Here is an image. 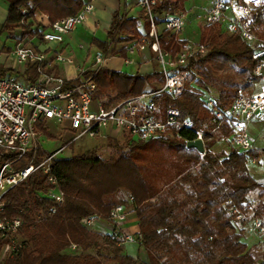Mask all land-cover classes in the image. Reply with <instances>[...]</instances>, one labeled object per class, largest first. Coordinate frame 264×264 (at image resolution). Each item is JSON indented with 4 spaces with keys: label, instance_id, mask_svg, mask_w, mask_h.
Wrapping results in <instances>:
<instances>
[{
    "label": "trees",
    "instance_id": "obj_1",
    "mask_svg": "<svg viewBox=\"0 0 264 264\" xmlns=\"http://www.w3.org/2000/svg\"><path fill=\"white\" fill-rule=\"evenodd\" d=\"M7 1V17L0 33L8 32L11 36L19 29L20 35L14 37L19 42L33 32L31 26L38 11L53 22L77 13L87 0ZM186 1L155 0L151 8L161 22L176 10H185ZM141 19L145 21L148 35L150 20L144 9L138 16L116 10L107 39L93 37L91 44L104 53L114 45L112 54L120 53L126 58L127 49H116V46L120 42L141 39ZM28 20L31 21L27 26L21 23ZM254 24L257 34L264 39V8L256 10ZM224 32L225 28L218 24L203 27L200 41L209 47V53L190 60L187 67L191 76L178 97H172L157 85L165 81L159 70L129 74L100 66L78 75L77 78L92 76L97 85L94 96L107 99L105 105L146 89L157 91L154 99L163 113L170 106L177 107L181 120L188 118L194 129L206 132V155L202 158L197 148L186 147V140L196 136L194 130L172 127L168 135L129 140L128 151L119 148L120 152L109 159L99 156L96 150L58 157L51 169L64 193L63 203L58 204L38 193L51 186L41 172L33 173L5 196L2 216L21 217L24 220L21 234L27 241L5 264H107L106 261L113 264H255L227 207L231 201L243 212L250 191L262 187L260 195H264L262 183L248 166V159L258 157L259 152L235 148L230 153L213 152L212 147L231 130L223 127L214 131L213 114L203 96L210 94L211 85L220 82L216 104L225 109L240 96L241 89L248 90L260 77L254 74L253 46L237 33L225 35ZM159 41L163 48L176 54L186 39L163 29ZM8 50L6 46L2 49ZM14 70L0 62L1 75ZM228 70L236 71L242 80H220L219 74ZM25 72L32 82L38 78L33 64H28ZM110 140L111 144L119 146L116 140ZM237 156L240 161L234 163ZM6 158V154L0 153V166ZM123 189L132 196L131 210L136 213L141 235L137 244L145 250L146 261L127 254L124 244H120L112 232H99L82 223L90 216L107 219L115 206L126 205L125 199L118 197ZM255 216H264V204L257 205ZM72 244L83 252L69 254ZM2 245L0 237V250Z\"/></svg>",
    "mask_w": 264,
    "mask_h": 264
},
{
    "label": "built area",
    "instance_id": "obj_2",
    "mask_svg": "<svg viewBox=\"0 0 264 264\" xmlns=\"http://www.w3.org/2000/svg\"><path fill=\"white\" fill-rule=\"evenodd\" d=\"M95 2L96 0H87L77 13L53 22L46 14L36 16L31 26L33 32L17 41L8 51H2L6 45L0 42V58L12 61V66L33 64L38 72V78L34 82L0 74V153L7 155L0 166V237L3 240L0 264H5L27 245L26 238L21 234L24 220L21 217L2 216L6 194L33 173L41 172L51 186L46 190H39L38 193L58 204L63 203L64 193L57 177L52 173V163L63 156L65 150L78 139L85 136L95 137L107 130L111 137L121 136L131 141L149 140L171 134L172 127H186L194 130L196 134L193 139L186 140V147L190 148L187 145L189 141L199 139L202 141L203 151L198 152L202 158L206 155V132L194 129L188 118L181 120L177 107L170 106L163 113L154 99L157 91L146 89L140 94L105 105L107 99L94 96L97 85L92 76L81 75L77 78L87 70L106 66L108 59L113 56L112 51H97L92 59V66L80 69L74 76L49 70L58 63L75 65L74 56L65 55V50L41 49L32 45V42L35 39L45 45L64 42L66 35L74 32L95 12ZM154 2L155 0H138L141 8L148 14L150 30L141 39L142 42L129 46L128 51L134 52L137 44L142 50L149 46L156 54L160 72L165 79L159 85L160 89L172 97H178L183 93L191 76V70L187 67L190 60L204 57L208 49L200 39L191 38L186 39L176 54L163 48L159 41L161 31L169 29L179 37L186 24L188 12L177 10L160 22L159 16L151 8ZM259 8H264V0H211L205 8L203 20L207 25L223 26L230 34H239L247 44L253 46L252 57L256 60L254 74L262 78L264 39L257 34L254 24V16ZM30 21L21 23L27 26ZM130 62L132 61L129 58L126 59L127 64ZM5 66L9 67V64ZM203 98L206 107L213 114L216 124L214 131L223 127L231 130L229 135H222L221 141L243 152L258 150L259 155L253 157V161L264 163V87L249 95L238 96L225 109L217 106L215 96L206 93ZM50 124L60 128L61 132L70 133V138L58 150L48 153L44 150L40 137ZM257 140L262 145L256 144ZM227 210L228 215L234 219L244 216L231 201ZM128 213V207L119 204L111 210L107 218L112 224L111 232L120 244L138 243L141 237L140 234L133 235L123 230L122 224L127 221ZM97 220L99 219L95 216H90L84 218L82 223L93 228ZM252 226L259 234L264 235V218L253 217ZM70 248L76 250L78 246L72 244Z\"/></svg>",
    "mask_w": 264,
    "mask_h": 264
},
{
    "label": "rangeland",
    "instance_id": "obj_3",
    "mask_svg": "<svg viewBox=\"0 0 264 264\" xmlns=\"http://www.w3.org/2000/svg\"><path fill=\"white\" fill-rule=\"evenodd\" d=\"M205 1V0H190L189 4H194L196 6V4H200ZM97 2V1H96ZM137 2V6L141 7L138 3V0H136ZM132 4V2H130ZM199 5V6H200ZM128 6V5H126ZM132 6V5H131ZM139 7H135V10L133 11L132 15L133 16H138L142 10V8ZM177 11V10H176ZM195 13H197V11L195 10ZM6 12H4V15L2 17V20L0 19V28L2 27L5 19H6ZM200 17V16H199ZM204 17V16H203ZM141 24H140V30H145V21L144 19L140 20ZM189 23H187V25L184 27V33L181 36L184 39H189L193 38V40H199V35L197 34L199 32L198 28H195V26L193 25L194 29L192 28V30H197V32L193 35H191L187 28H189V24H190V20L188 21ZM199 25L200 27L203 29V27L206 25L204 20H200L199 21ZM83 24L81 26L78 27V30H75L74 32H72L71 34L66 35V42H67V50L64 52L65 55H70V56H74L75 58V65H71L73 70L72 72L74 73H70L69 76H74L75 74H78L80 72V69L82 68H89L92 66V59L94 57V55L96 54L97 51H99V49L97 48L96 45H91L92 39L93 37L98 38L99 40H106L107 39V33L105 30V28L99 27L96 31V33L92 34V33H88L86 30H82ZM162 28V27H161ZM259 29H262L261 27H259ZM191 30V31H192ZM225 35H229L228 32H224ZM20 35V30L17 29L15 30V32L13 33V35H9L8 32H2L0 33V42L2 44H5L6 47L10 48L12 47L14 44H16L17 39H15L14 37L19 36ZM32 45L35 46V40L32 42ZM64 45V44H63ZM61 45V46H63ZM127 45H131L130 43H128ZM123 44L120 43L118 44L117 47H122ZM137 47V45H135ZM207 46V45H206ZM65 47V46H64ZM60 48V47H59ZM114 46L111 47V50L109 51V53L113 50ZM208 52L209 53V47L207 46ZM206 54V55H207ZM205 55V56H206ZM204 56V57H205ZM130 61H133L134 59V64H130L132 62H130V65H125L123 67V71L127 72L129 74H134L137 72L143 73L145 71H147L145 68H143L141 71L138 70V63L140 62L137 54L133 55L132 53L129 56ZM153 60L156 62L154 63L157 67H158V62H157V58H156V54H153ZM3 60V58H0V62ZM109 63L110 65L112 63H114L115 59H113V57L109 58ZM5 64H10V65H14V63L12 61L9 60H5ZM19 66V64H18ZM112 67V66H110ZM159 68V67H158ZM65 70L67 71L68 69L65 67ZM149 71V70H148ZM145 73H151V71L149 72H145ZM220 80H226L228 82H232V81H237L240 82L242 80V78L237 74L236 71L234 70H228L226 72L220 73L219 77ZM25 79V78H24ZM220 84V82H218L216 85H211L210 88V94L213 96H217L218 95V85ZM264 87V76L261 78H259L255 83H251L250 87L248 90L246 89H241L240 90V94L239 95H249L251 94V92H255L258 90H261ZM70 138V133L68 132H61L60 128H57V126H55L54 124H50L49 128H46L44 130V134H42V136L40 137L42 144H43V148L46 152L50 153L53 151L58 150L60 147H62ZM110 138H113L114 140H116L119 144V146H114L113 144H111V140ZM128 143L129 140L119 136V137H111V135L107 132V130H104L103 133L101 135L95 136V137H82L80 139H78L76 142H74L67 150H65V153L63 154V156L65 157H69L72 154H80V153H85V152H89L92 150H96L97 154L99 156H101L102 158H106L109 159L111 158V156L113 155H117L120 151V149H123L124 151H128ZM256 144H260L262 145V142L260 140L256 141ZM233 148L230 146L229 143H224L221 140H219L213 147L212 150L213 152H220V151H225L227 153H230L231 150ZM234 163H238L240 161V157L237 156L233 159ZM248 166L251 170V173L253 174V176L260 182L262 183L263 187H264V163L262 161H253V158H249L248 159ZM262 191V187H259L255 190H252L248 193L247 195V202L245 203V209L243 210V217L240 219H233V221L235 222L236 225V229L238 231L242 232V240L244 242L247 243L248 245V249L250 251V253L253 255L254 259H255V264H264V235L259 234L252 226V221H253V217L255 216V210L256 207L259 203L264 204V195H260V192ZM118 197L120 198H124L126 201V205L128 206V211L129 213L131 212L132 209V196L131 194L126 191V190H121V192L118 194ZM128 213V216H129ZM264 218V216L262 217ZM107 220V219H106ZM112 225V224H111ZM93 229V228H91ZM94 229L96 230H101L102 227L100 226V221H96L94 224ZM103 230V229H102ZM133 234V233H131ZM136 235V234H133ZM124 247L127 251L128 254H133L135 257L138 253V247L136 244L134 243H128V244H124ZM81 252H83L82 248H77L76 250H72V249H68V253L69 254H80ZM140 255L142 259H144L145 261L147 260V254L145 252V250L143 249V247L141 248L140 251ZM107 264H113V261H106Z\"/></svg>",
    "mask_w": 264,
    "mask_h": 264
},
{
    "label": "crops",
    "instance_id": "obj_4",
    "mask_svg": "<svg viewBox=\"0 0 264 264\" xmlns=\"http://www.w3.org/2000/svg\"><path fill=\"white\" fill-rule=\"evenodd\" d=\"M96 1L97 2H95L96 3L95 12L91 16H89V18L86 20V22L83 24V26L81 28L82 30H86L88 33L90 32L92 34L96 33L97 29L99 27H102V26H103V28H105V30L108 31V29H109V27L111 25V22H112V15H113V13L116 10H120L121 12H124V11L128 12L129 16H133L132 13L135 10V7H139V6H137L136 0H129L128 2H126V4L122 0H96ZM189 1L190 0L186 1V6H185V10L188 12V18H187L185 26L187 25V23H189L188 21L190 20V24H189L190 27L187 28L188 32L191 35H193V34H195L197 32V30H192V28L194 29V27H193V25H194L195 28L199 29V32L197 34L199 35L198 39H200L202 28L199 25L200 24L199 21L203 19L205 8L210 4L211 0H205V1H203L201 3V5L200 4H196V6L194 4H189ZM130 2H132V4ZM8 4L9 3H8L7 0H0V19L1 20H2V17L4 15V12H6V14H7ZM126 5H128V6H126ZM139 8H141V7H139ZM195 10L197 11V13H195ZM41 14H44V13L38 11L36 13L35 17L39 16ZM140 24H141V22H140ZM184 27H183L180 35H179V38H182L181 36L184 33V31H183ZM139 28H140V26H139ZM76 30H78V28ZM107 31H106V33H107ZM141 32H142V36H141V39H142L146 35V29L145 30H141ZM141 39H134L132 41L120 42V43L123 44L122 47H125L127 49V57L125 58L120 53H116L115 55L111 56V57H113V59H115L114 63H112L110 65V63H109L110 60L108 59L106 66L111 68V69H113V70L123 71V67L125 65H127L126 59H128L130 54L132 53L133 55L137 54V57H138V59L140 61L138 63V70L139 71H141L143 68H145L147 70L145 72H149V71L152 72L154 70H159L160 71V68H158L159 65L157 67L154 64L156 62V60L154 61L152 57H153V54H155V53L150 50L149 46H147V48L142 50V49H140L138 47V44H137V47L134 46L135 47L134 52H129L128 51V47H129V45H127L128 43L133 45L135 43L142 42ZM182 39H184V38H182ZM191 39H193V38H191ZM61 45H63V46H61ZM35 46H39L41 49L54 48V49H57V50H65V51L68 48L67 47L68 45H67V42H66V36H65L64 42H62V43H51V44H47V45L42 44L40 40L35 39ZM117 46H118V44H117ZM117 46H116V49L122 48V47H117ZM1 62L5 63L4 60H2ZM134 63L135 62H134V59H133L132 63H130V64H134ZM130 64L128 63V65H130ZM110 66H112V67H110ZM9 67H12L15 70L12 71V72H9L7 75H11V76L16 77V78H18V79H20L22 81H25V82L30 81L28 79V73L25 72L27 70V68H28V64L27 65L19 64V66L18 65L12 66V65L9 64ZM65 67L68 69L67 71L65 70ZM49 70H51V71H53V72H55L57 74H63V75H66V74L70 75V73L71 74L74 73V72H72V71H74L72 66L71 65H67L65 63L55 64V66L50 68ZM145 72H143V73H145ZM157 85H160V84L157 83ZM97 221H100V226L102 227L103 230L102 229L101 230H99V229L96 230V229H94V226H93L94 230L99 231V232H103V233H108V232L112 231V225H111V223L108 220L100 218ZM122 227H123V230L128 232V233L138 234L139 233V226H138V218L136 216V213H134L131 210V212L129 213L127 221L122 224ZM128 243H134V244L137 245L138 253L136 255V258L139 257V259L141 261H145L144 259L141 258V256H139L141 254L140 251H141L142 247L139 246L136 242H127L125 244H128ZM123 247H124V245H123ZM124 251L127 253L125 247H124ZM131 255L134 256L133 254H131Z\"/></svg>",
    "mask_w": 264,
    "mask_h": 264
},
{
    "label": "water",
    "instance_id": "obj_5",
    "mask_svg": "<svg viewBox=\"0 0 264 264\" xmlns=\"http://www.w3.org/2000/svg\"><path fill=\"white\" fill-rule=\"evenodd\" d=\"M187 145L190 148H197L199 151H203V144L202 141L197 139V140H192L187 143Z\"/></svg>",
    "mask_w": 264,
    "mask_h": 264
}]
</instances>
